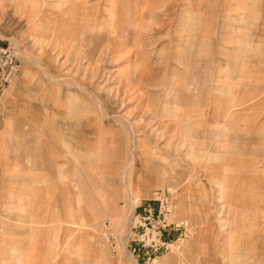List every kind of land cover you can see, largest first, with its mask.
<instances>
[{"label": "rangeland", "instance_id": "obj_1", "mask_svg": "<svg viewBox=\"0 0 264 264\" xmlns=\"http://www.w3.org/2000/svg\"><path fill=\"white\" fill-rule=\"evenodd\" d=\"M0 264H264V0H0Z\"/></svg>", "mask_w": 264, "mask_h": 264}, {"label": "built area", "instance_id": "obj_2", "mask_svg": "<svg viewBox=\"0 0 264 264\" xmlns=\"http://www.w3.org/2000/svg\"><path fill=\"white\" fill-rule=\"evenodd\" d=\"M156 204L145 203L132 210L128 215L130 229L139 245L146 247L151 256L166 251L173 243V230L181 227L182 219H173L170 214V203L164 195H157Z\"/></svg>", "mask_w": 264, "mask_h": 264}, {"label": "crops", "instance_id": "obj_3", "mask_svg": "<svg viewBox=\"0 0 264 264\" xmlns=\"http://www.w3.org/2000/svg\"><path fill=\"white\" fill-rule=\"evenodd\" d=\"M26 149H27V153H28V155L30 156V154L32 155V154H34V150L36 149V145H34L33 143H29L28 142V144H26ZM41 161V160H40ZM39 161V163H42V165L43 164H45V166H46V163H44V162H40ZM41 168H43L42 166H40ZM47 167V166H46ZM38 175H40V174H38ZM51 188L52 189H56L57 188V184H55V183H52L51 185ZM44 187H47L46 185H44ZM252 193H253V195L256 193V192H253L252 191Z\"/></svg>", "mask_w": 264, "mask_h": 264}]
</instances>
